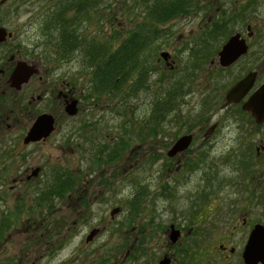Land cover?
<instances>
[{"label": "flooded vegetation", "instance_id": "flooded-vegetation-1", "mask_svg": "<svg viewBox=\"0 0 264 264\" xmlns=\"http://www.w3.org/2000/svg\"><path fill=\"white\" fill-rule=\"evenodd\" d=\"M26 2L30 4L29 7L32 5L28 11V20L31 22H27L26 27H20L17 21H12V14L18 13L20 7L10 5L6 8L0 4V28L6 32L5 38L0 42V202L6 200L5 192L1 195L3 188L15 192L13 211L9 214L12 220L26 211L28 217L17 221H24L22 225L27 227L32 225L34 231L43 228L39 236L44 237L43 243H50L48 248L56 246L54 243H59L65 223L59 221L63 213L57 219L56 215L49 213L55 205L53 202L63 200L65 196L77 200L82 198L83 205L87 207L88 198H85L93 185L92 173L100 169L99 174L105 171L108 175V164L121 158L125 149L139 143L148 147L144 161L147 166L143 168L153 167L157 184L155 195L168 203L173 202L174 186L185 184L184 200L187 201L185 207L188 216L193 221H206L208 214L204 208L210 197L225 185L224 179L218 178L214 164L208 160L209 147L222 126H234L237 132L235 154L224 155L221 159L228 160L231 155L235 157L237 176L226 181L234 191L231 196H234V200L241 199L249 205L253 204L251 201H257L261 205L264 203V183L253 180L255 162L264 157V119L257 123L251 113L242 108L248 98L264 84V39L257 42L250 25H241L245 28L244 37L237 32L246 45L245 53L222 66L218 61V52L231 34L223 39L207 38L202 36L205 31L202 23L197 26L194 36L180 39L179 44L170 50L171 53L164 48L168 44L166 36L171 34L168 32L165 37L164 34L163 37L159 36L160 30H163L162 25L178 16H184L193 6L164 23L143 22L139 11L138 21L125 30L121 39L115 41L108 38V5L102 4L101 0ZM14 17L19 20L20 15ZM11 22H14L13 25ZM144 26L151 30L146 31ZM132 27L138 28L137 61L130 69L123 71V78L120 80L122 96L118 100L108 96V50L112 51ZM173 42H178V39L173 38ZM260 42L262 44L259 48ZM100 61L105 63L104 67L100 68ZM164 73H168L166 79L161 77ZM201 74H206L203 81V84L206 83V91L198 101L199 111L194 118L184 120L180 107L185 104L186 97L192 95L193 85ZM211 74L218 82L212 79ZM247 74L251 76V83L246 92L238 98L235 96L227 99V91ZM221 75L226 77L225 81ZM162 96L169 97L172 106L166 116L160 118L159 104ZM108 97L116 101V114L119 111L122 114L126 107V117L118 124L120 133L116 132L106 143L98 145L93 131H96L94 126L101 116L92 120L88 117L94 115L96 110L98 113L104 112L108 127ZM132 99H136L144 108L143 115L134 118L127 116V109L132 104L129 101ZM214 107L223 111V115L211 120L215 114V110L212 111ZM69 110L74 113L70 114ZM43 116H48L51 121L49 134L36 140L29 139V131L36 120ZM167 130L173 133H167L170 135L169 144L164 145L161 150L160 136L166 134ZM130 133L133 134L132 142L127 137ZM56 134L58 139L52 140ZM256 135L254 142H248V137ZM181 137L187 138L185 146L172 156L169 155L170 148ZM82 140L90 142L93 151L92 159L83 172L79 167L74 170L70 166L73 163L79 164L83 158ZM46 144H51L58 155L38 152ZM33 160L37 164L34 165ZM101 165L103 168H98ZM247 174L249 179L245 177ZM83 175H90L89 182L86 183L89 187L84 191L79 187L81 180L85 179ZM100 180V184L106 185L109 179L105 176ZM95 182L99 184L98 181ZM258 186L260 189L257 194ZM27 196H31L30 205H27ZM33 205L44 212L40 210L41 213L33 216ZM247 211L248 214H241L239 224L231 226L232 229L239 228L243 235L245 233L241 252L252 228L256 224L264 225L257 223L250 216L251 211ZM83 212L86 213L87 209ZM172 213L174 212L171 211ZM71 216L67 214L64 220H69ZM71 219V222L77 223L73 216ZM3 225L5 222L0 223L1 229L4 228ZM167 227L138 232L141 244L136 248L137 264L200 262L202 256L198 255L209 249L210 231L204 226L194 229V225L182 230V226H175V221H171ZM71 230L72 228L66 232ZM231 232L233 230L229 231ZM97 234L98 227L93 226L86 235L85 242L93 243ZM76 237L77 234L74 233L71 239ZM40 238H34L31 243L42 242ZM151 238L156 250L148 253V262H140L141 256L146 253L144 242ZM62 246L63 242L56 249L59 250ZM212 247H215L214 244ZM217 248L226 251L225 245L218 244ZM228 250L232 253L234 248L231 246ZM194 254L198 258L194 259ZM127 257L128 251L124 260ZM16 262L15 264H22L23 257Z\"/></svg>", "mask_w": 264, "mask_h": 264}, {"label": "rangeland", "instance_id": "rangeland-1", "mask_svg": "<svg viewBox=\"0 0 264 264\" xmlns=\"http://www.w3.org/2000/svg\"><path fill=\"white\" fill-rule=\"evenodd\" d=\"M198 2L184 16H178L162 25L164 37L168 32L171 34V36L169 34L166 36L168 44L164 47L168 52L171 53L172 48L179 44L180 39L194 36L200 23L205 25L204 30L213 29L215 25L212 23H217L216 28H221L218 29L220 32H217L214 37H220L221 39L237 32H240L241 36L244 37L245 28L241 25L246 23L253 29V38L257 42L264 39V0H199ZM101 3L108 5V36L118 41L125 35V30L138 21L137 13L144 2L142 0H101ZM0 4L6 8H9L10 5L20 7L18 13L12 14V21H17V25H20V27H26L27 22H31L28 20V11L32 5L29 7L30 4L26 0H0ZM8 11L10 13V10ZM16 15H20L19 20H15L14 16ZM13 23L11 22L12 25ZM222 26L224 30H222ZM173 38H177L178 42H173ZM261 44L262 42L258 43L259 48ZM250 45L252 47V42H250ZM166 74L168 73L162 74L161 77L166 79ZM204 76L206 74H201L198 77L193 85L192 95L187 96L186 105L183 104L180 107L184 120L185 118H194L199 111L198 101H200L206 91V83L203 84ZM221 76L225 81L226 77L224 75ZM211 77L216 81L215 76L211 74ZM114 102H116L115 99L108 97V127L106 126L107 117H105L104 112L98 113V110H96L94 115L91 114L88 117L89 120H92L101 116L99 121L97 120L98 123L97 121L95 123L94 128L96 131H93L95 142L98 145L106 143L110 136L116 132L120 133L118 124L123 117H126V107L122 114L120 111L116 114L117 107ZM129 103L132 104L129 106L130 109H127L128 117L134 118L143 115L145 110L138 104L136 99L130 100ZM133 104H135L134 107ZM214 110L215 114L212 115L211 120L218 118L221 114L223 115V111L221 112L217 107L212 109V111ZM171 130L170 132L167 130L166 134H161V150L164 149V145L168 146L170 135H167V133H173ZM236 133L234 126H222L220 131L214 136L213 144L209 147L208 160L214 164L218 178H223L225 185H222V190L215 192L216 195L214 193V196L210 197L208 204L204 208L208 214V219L202 222L193 221L194 219L192 220L188 216L187 207H185L187 206V201L184 200L185 189L183 187L185 184H182L183 186H174L173 202L168 203L155 195L157 184L153 167L149 169L143 168L147 166L144 162L146 160V150L148 149V147H144L146 144L144 146L139 143L133 144L125 149L121 158L119 157L111 165L108 164V175L105 171L99 174L100 169L92 173L94 178L92 181L93 185L91 190L90 188L88 189L87 197L85 198V200L88 198L87 202L89 204H87V207L83 205L82 198L77 200L74 197L69 199L65 196L63 200L53 202L55 205L49 213L56 215V219L60 218L57 216L63 213V217L59 221L60 223H65V225L64 228L62 227L63 231L58 239L59 243H54L57 245L50 248L47 247L50 243H43L44 237H39L43 232V228L34 231L32 230V225L27 227L22 225L24 221H17L19 218L28 217L26 211L18 215L17 219H11L12 216L9 214L13 211L15 192L12 193L13 191H7L6 188H3L1 195H4L5 192L6 200L0 202V223L5 222V225H3L5 238L0 241V264H15L17 259L22 257L24 261L22 264H137L136 248L141 244V235L138 232L168 228L167 226L171 221H175V226L177 227L182 226V230L194 225V229L204 226L206 230L210 231L207 246L209 249L208 251L207 249L203 251L202 255H198L202 257H200V262L198 260L196 264H243L241 247L245 240V233L243 235L239 228L232 229L231 226L239 224L238 220H240L241 214L243 212L248 214L247 210L251 211L250 216L257 223L264 224V203L261 205L257 201L256 203L251 201L253 204L249 205L241 199L234 200V196H231V192L234 191L226 184V181L232 180V177L237 176L234 164L235 157L231 155L228 160H225L226 158H224V161L221 159L224 155L235 154ZM127 137H129L130 142L134 141L133 134H127ZM56 139H58V134L52 138V140ZM256 139L257 135L254 137L250 136L248 137V142H254ZM89 144L90 142L87 141L82 142V149L85 150L81 151L83 158L79 164H70L74 170L79 167L83 172L86 164H89L90 159H92L93 151ZM38 152L45 153V155L48 152L58 155V151L55 152L51 144H48V146L46 144ZM32 163L34 165L37 164L35 160ZM98 168H103V165ZM254 170L253 180L264 183V173H262L264 171V157L256 160ZM89 176L83 175L85 179L81 180L79 186L83 191L89 187V184H86L89 182ZM105 176L109 179L108 184H100V178ZM245 177L249 179L250 176L247 174ZM131 179H134V181H131ZM95 181H98L99 184ZM258 189H260L259 186L256 187L257 194ZM11 193L12 196L10 195ZM33 195L35 196V192H33ZM26 199L28 200L27 205H30L31 196H27ZM230 202L232 204H229ZM128 203L134 204L136 208L133 209V206L131 207L129 204L130 208L128 209ZM114 208H118V212L110 215V211ZM85 209H87L86 213L83 212ZM33 210V216L41 213V211L42 213L44 212V210L40 209V211L36 208L35 205H33ZM171 211L174 212L172 213L173 215ZM89 212H91L90 215ZM67 214L77 219V223L71 222L72 216L69 217V220H64ZM216 214H219L220 218H218L219 216H214ZM34 219H37V217H34ZM93 226L98 227L99 234H97L98 237L96 235L97 238H95L96 240L93 243L87 244L85 237ZM71 228L72 230L67 233L66 231ZM58 229L59 227L56 228V230ZM231 230L233 232L229 233ZM74 233L77 234V237L71 239ZM34 238H40L42 242L31 243ZM61 242H63L64 246L57 250L56 248ZM144 243L146 253L141 256L140 262H148L150 260L148 253H154L156 250L153 238L145 240ZM213 244L215 247H212ZM218 244L225 245L226 251L219 250L217 248ZM231 246L234 251L229 253L228 249ZM127 251L129 252V257L124 260ZM193 256L194 259L195 257L198 258L197 254Z\"/></svg>", "mask_w": 264, "mask_h": 264}, {"label": "water", "instance_id": "water-1", "mask_svg": "<svg viewBox=\"0 0 264 264\" xmlns=\"http://www.w3.org/2000/svg\"><path fill=\"white\" fill-rule=\"evenodd\" d=\"M5 30L0 28V42L5 38ZM246 51V45L244 40L240 38L238 33H234L229 36L225 44L220 48L218 52V61L222 66H225L234 61L238 56L244 54ZM164 55V53H162ZM251 83V76L247 74L240 81H237L231 89L227 91L226 98L230 99L236 96L238 98L249 88ZM243 109L248 110L251 113L252 118L257 123L264 119V84L260 87L255 94L248 98L243 106ZM70 114L74 111L69 110ZM48 116H43L36 120L31 131H29V139L36 140L42 135L46 136L51 130V121L48 120ZM187 142L186 137H181L170 148L168 154L172 156L174 152L185 146ZM118 208H114L110 211V215L118 212ZM241 259L244 264H264V225L256 224L249 235L247 236L244 248L241 252Z\"/></svg>", "mask_w": 264, "mask_h": 264}, {"label": "trees", "instance_id": "trees-1", "mask_svg": "<svg viewBox=\"0 0 264 264\" xmlns=\"http://www.w3.org/2000/svg\"><path fill=\"white\" fill-rule=\"evenodd\" d=\"M142 2L144 3L142 4V7H139V11L142 13L143 22L151 21L164 23L177 16L179 13L186 12L190 6L195 5L196 0H142ZM212 24H214L215 27L213 29L205 30L204 35L202 36L207 38L214 37L217 32H220L218 29L221 27L216 28L218 24L215 22ZM144 29L146 31L151 30V28L148 29L147 26H144ZM222 30H224L223 26ZM128 31L129 32L126 34L127 36H125L112 51L108 50V96L116 97L118 100H121L122 96L120 80L123 78V71L127 68L130 69V66L137 61L136 41L138 34L136 33L138 28L132 27ZM163 33V30H160L159 36H162ZM104 64V62L100 61V68L104 67ZM160 102V118H162L169 112L172 104L169 97L164 98L162 96ZM132 203L134 202L132 201ZM129 204L131 207L133 206V209L136 208L134 204L128 203V209L130 208ZM4 238L5 228H0V240Z\"/></svg>", "mask_w": 264, "mask_h": 264}]
</instances>
